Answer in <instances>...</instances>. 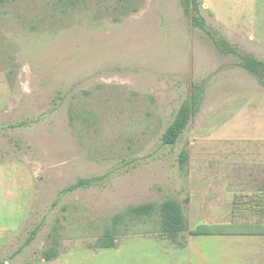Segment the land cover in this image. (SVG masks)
I'll return each instance as SVG.
<instances>
[{"label": "rangeland", "instance_id": "obj_1", "mask_svg": "<svg viewBox=\"0 0 264 264\" xmlns=\"http://www.w3.org/2000/svg\"><path fill=\"white\" fill-rule=\"evenodd\" d=\"M199 2L205 30L180 0L0 3V264H218L191 230L264 222V86L214 43L264 62V0ZM166 201L186 231L162 230Z\"/></svg>", "mask_w": 264, "mask_h": 264}, {"label": "trees", "instance_id": "obj_2", "mask_svg": "<svg viewBox=\"0 0 264 264\" xmlns=\"http://www.w3.org/2000/svg\"><path fill=\"white\" fill-rule=\"evenodd\" d=\"M5 0H0L3 3ZM180 3L187 16L193 18L194 26L201 30L206 29V20L201 12V4L199 0H180ZM216 48L225 55L237 56L240 60L242 68L249 73L255 75L259 82L264 86V62L251 57L240 54L236 48L229 45L225 40H218L214 38ZM201 93L195 92L191 98L187 99L178 109L173 122L164 131L161 142L163 146H176L188 130L191 121L198 114ZM187 154L181 153L180 163H185ZM87 180H80L75 185L69 187L67 191L76 190L87 184ZM154 210L152 204L143 205L132 209L135 216L149 215ZM161 226L162 230L172 236L180 234L187 229L186 220L183 213L182 206L175 201H166L160 206ZM37 231L31 233V237L26 240L25 246L28 245L32 237L36 235ZM192 236H212V235H264V222H245V223H229V224H203L198 226L195 230H191ZM100 245L103 248H114V235L107 233L101 240ZM54 256V252L48 253L47 258Z\"/></svg>", "mask_w": 264, "mask_h": 264}, {"label": "crops", "instance_id": "obj_3", "mask_svg": "<svg viewBox=\"0 0 264 264\" xmlns=\"http://www.w3.org/2000/svg\"><path fill=\"white\" fill-rule=\"evenodd\" d=\"M212 236L218 240L214 263L264 264V235Z\"/></svg>", "mask_w": 264, "mask_h": 264}]
</instances>
